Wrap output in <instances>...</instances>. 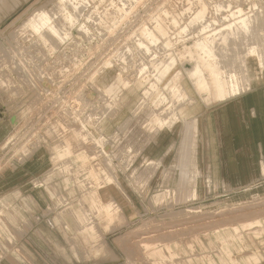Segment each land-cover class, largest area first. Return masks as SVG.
<instances>
[{
  "label": "rangeland",
  "instance_id": "374dc122",
  "mask_svg": "<svg viewBox=\"0 0 264 264\" xmlns=\"http://www.w3.org/2000/svg\"><path fill=\"white\" fill-rule=\"evenodd\" d=\"M65 1L72 22L64 19L58 0H0V264H264V181L249 188L238 179L235 184L243 166L237 175L231 171L228 189L220 165L213 164L209 182L195 115L211 105L193 95L183 106L189 110L194 102L197 114L185 117L180 107L177 120L180 102L165 88L171 77L158 86L154 72V64L183 46L238 29L230 35L232 47L217 43L215 50L245 93L251 89L249 50L258 46L264 62V0ZM42 5L58 31L44 30L43 39L27 23ZM203 6L204 18L189 26ZM173 18L179 27L188 26L184 42ZM243 20L254 33L239 30ZM143 29L159 38L158 46L150 45ZM139 40L150 45V53L144 54ZM187 49V61L178 67L191 94L186 72L194 66ZM144 65L147 71L140 73ZM113 66V84L101 90V77ZM157 88L164 96L159 106ZM160 118L169 124L160 127ZM64 147L70 153L59 157L55 148ZM34 152L45 155L41 166L48 164L49 171L31 184L7 186ZM38 180L43 183L36 185ZM109 200L110 220L98 210Z\"/></svg>",
  "mask_w": 264,
  "mask_h": 264
},
{
  "label": "bare ground",
  "instance_id": "6f19581e",
  "mask_svg": "<svg viewBox=\"0 0 264 264\" xmlns=\"http://www.w3.org/2000/svg\"><path fill=\"white\" fill-rule=\"evenodd\" d=\"M72 1H78V0H72ZM71 1V2H72ZM1 2H2V0H1ZM64 2L66 3V1L65 0H58V3H60L61 5H60V7H61V9H62V14H63V17H64V19H66V20H71V22H72V14L70 13V11H68V8H67V6H66V4H64ZM181 2V1H180ZM264 2V1H263ZM76 3V2H75ZM224 3H226V2H224ZM180 4V3H179ZM77 6H78V4H76ZM189 5V4H188ZM207 5V4H206ZM40 6V5H39ZM82 6V5H81ZM184 6V5H183ZM132 7V6H131ZM217 7V6H216ZM185 8V7H184ZM218 8V7H217ZM220 8V7H219ZM253 8V7H252ZM255 8V7H254ZM253 8V9H254ZM188 10V9H187ZM218 11V10H217ZM220 11V10H219ZM218 11V12H219ZM262 11H264V10H262ZM260 13H261V11H259ZM258 12V13H259ZM127 13V12H126ZM184 13V12H183ZM205 14H206V7L205 6H203L202 7V9L195 15V17L192 19V21L190 22V23H188L189 24V26L190 25H193L195 22L197 23V21H201V19L202 18H204V16H205ZM264 15V12L263 13H261L260 15ZM193 15V14H192ZM257 15V14H256ZM217 16V15H216ZM224 16V15H223ZM243 17H244V15H242ZM258 17H260L259 16V14L257 15ZM255 17V16H254ZM262 17V16H261ZM247 18V17H246ZM246 18H245V20H246ZM243 19V18H242ZM255 20L257 19V17L256 18H254ZM207 20V19H206ZM254 20V21H255ZM262 21H264V20H262ZM189 22V21H188ZM205 22V21H204ZM247 22H248V20H247ZM246 21H242V23H238V24H236V25H239L238 26V28H239V30H241L242 32H245L246 34H247V32L249 31V29L250 28H252L253 29V25H252V27H250L249 25H247V24H249V22L247 23ZM250 22H253L252 20H250ZM257 22H259L258 20H257ZM256 22V23H257ZM261 22V21H260ZM27 23H28V25L32 28V30L34 31V32H36L37 34H39V36L43 39L44 38V36H43V31L44 30H50V31H52V32H54L55 34H58V31L56 30V27L52 24V22L49 20V17H48V10L46 9V7L45 6H41V7H39L34 13H32V16L30 17V19L27 21ZM195 23V24H196ZM255 23V24H256ZM264 23V22H263ZM263 23H261V24H263ZM173 24H174V26L175 27H178L179 29H180V31H177L178 32V34L179 33H182V35H181V37H180V39H182L183 41H181V42H184V34H187V32L188 31H186L187 30V28H188V26H185V27H179V24H178V21L175 19V18H173ZM233 24H235V23H233ZM27 25V24H26ZM204 25V24H203ZM184 26V25H183ZM235 25H233V27H234ZM199 27V26H198ZM233 27H232V29H233ZM261 28H262V25L260 26ZM264 27V26H263ZM195 28V27H194ZM237 28V27H236ZM258 28V27H257ZM158 30H159V32H160V34L162 35V36H164V35H166L167 34V32L165 31V28L164 27H162L161 25H159L158 26V28H157ZM196 29V28H195ZM199 29V28H198ZM201 29H203L202 27H201ZM201 29H199V31H201ZM204 29H206V26H205V28ZM256 29V28H255ZM259 29V28H258ZM258 29H256V30H258ZM227 30V29H226ZM225 30V31H226ZM235 30V28L233 29V31ZM251 30V29H250ZM263 30V29H262ZM86 32L88 31V30H85ZM205 31V30H204ZM211 31V30H210ZM224 31V30H223ZM252 31V30H251ZM202 32H203V30H202ZM235 32H236V30H235ZM253 33H254V31H252ZM256 32V31H255ZM20 33V32H19ZM207 33V32H206ZM217 33V32H216ZM218 33H220V32H218ZM221 33H222V31H221ZM220 33V34H221ZM241 33V32H240ZM249 33H250V31H249ZM249 33H248V36L249 37H253V35H249ZM256 33H258V32H256ZM142 34L144 35V37H146V39H148L149 40V42H150V45H156L158 42H159V38L153 33V32H151V31H149V30H144L143 29V31H142ZM237 34H239L238 33V29H237V33L236 34H234V32H232V30H231V33H230V31L228 32H224V34H221L220 35V39L217 37V39H219V41L216 39V38H211V35H210V37H206V38H201L199 41H195L194 43H192V45L191 46H188L189 47V49H187V46H183V49H184V47H185V50L187 49V59L188 60H191L189 63H191L192 62V65L194 66V68L193 67H191L192 68V71L190 70V71H187L186 73H188V78H189V81H190V84L192 83V91L193 92H191V94H189V92H188V90H189V83H188V81L187 80H181L182 79V77H181V72H182V70H181V68H179L178 67V65H179V63L180 64H182V62L183 61H187L186 60V56H184V54H185V50L184 51H181V50H179V52L175 55V56H170L169 57V59L164 63L163 61L162 62H160L158 65H157V63L156 64H154L155 65V70H154V72H156L157 74H156V80L158 81V83H159V85L158 86H161L162 84H163V82H164V80L166 79V78H168V77H171V83H170V85H168L167 87H165L167 90H168V93L174 98V100L176 101V102H180V105H179V107L177 108V112H176V114H175V116H176V119L178 120V117L179 118H181L180 116H179V114H178V110H179V108L181 107V108H183V109H181L182 111H183V116H185V117H191V116H193L194 114H197V111H198V109H199V106H196V104L194 105L193 103L191 104L192 106L191 107H189L190 109L188 110V108L187 109H185L184 108V104H187V103H189L193 98L191 97V96H193V95H195L196 96V98H198L199 99V95H200V97L202 98V100L204 101V103L203 104H205L206 103V105H213V104H219V103H226L228 100H231L232 98H235V97H237V96H239V95H241L242 94V90H241V88H240V84H239V79L237 78V76L236 75H233V74H231L230 72H228V71H226V67L225 66H222V63L224 62V63H226L225 61H223L222 59H223V57H222V59H220V57H219V55L221 54H219V55H217L216 54V44L217 43H221V45H223V46H228L230 43H232V41H230V37H231V39L233 40V38H232V36L234 35V36H236ZM243 34V33H242ZM213 35V34H212ZM217 35H219V34H217ZM230 35H232V36H230ZM264 35V34H263ZM92 36V35H91ZM104 36V35H103ZM188 36V35H187ZM214 36V35H213ZM233 36V37H234ZM238 36H240V35H238ZM238 36L236 37V38H238ZM244 36V35H243ZM257 36V35H256ZM254 37V38H257V37ZM262 36V35H261ZM215 37V36H214ZM241 37V36H240ZM240 37H239V39H240ZM245 38H247L246 36H244ZM244 37H241V39L243 40V38ZM235 38V39H236ZM260 38H262V37H260ZM240 39V40H241ZM250 39H252V38H250ZM263 39V38H262ZM238 40V39H237ZM245 40V39H244ZM248 40V39H247ZM246 40V41H247ZM258 40V39H257ZM234 41V40H233ZM254 41V40H253ZM261 41V40H260ZM45 42V41H44ZM166 42V41H165ZM236 42V41H235ZM238 42V41H237ZM242 42V41H241ZM258 42V41H257ZM115 43V42H114ZM229 43V44H228ZM234 43V42H233ZM246 43V42H245ZM244 43V44H245ZM260 42H258V44H259ZM149 44V43H148ZM185 44V43H184ZM183 44V45H184ZM236 44V43H235ZM243 44V45H244ZM150 45H146L144 42H142V41H140L139 40V42H138V46L140 47V48H144L145 50V55H147L148 53H150L151 52V50H150ZM166 45H167V47L168 46H170L171 45V43L169 42V41H167L166 42ZM237 46H239V45H242L241 43H239V45L238 44H236ZM235 45V46H236ZM251 45V44H250ZM120 46H122V45H120ZM157 46H158V44H157ZM163 46H164V44H163ZM229 46H231V45H229ZM234 46V47H235ZM236 46V49L235 50H237V49H239V47H237ZM232 47V46H231ZM169 48V47H168ZM154 49H155V47H154ZM164 49H165V47H164ZM143 50V49H142ZM218 50H219V47H218ZM229 50V49H228ZM227 50V51H228ZM231 50V49H230ZM242 50V49H241ZM248 50V49H247ZM222 51V50H221ZM221 51H219V52H221ZM226 51V50H225ZM233 51V50H232ZM239 51V50H238ZM176 52V51H175ZM244 52H246L245 50H244ZM160 53V52H159ZM217 53H218V51H217ZM233 52H231V54H232ZM235 53H237V51L235 52ZM235 53L233 54V55H235ZM242 53V52H241ZM262 53H263V51H262ZM127 54V53H126ZM143 54V53H142ZM225 54V53H224ZM224 54H223V56H224ZM243 54V53H242ZM244 54H246V53H244ZM228 55V54H227ZM238 55V54H237ZM131 56V55H130ZM155 57H156V55H154ZM226 56V55H225ZM229 57H231V55L229 56ZM229 57H227L228 59H230ZM241 57V56H240ZM243 57V56H242ZM245 57V56H244ZM124 58H126V57H124L123 56V59ZM225 58V57H224ZM233 58H235V57H233ZM232 58V59H233ZM185 59V60H184ZM226 59V58H225ZM240 59V58H239ZM243 59V58H242ZM220 60H222V61H220ZM231 60V59H230ZM236 60V62H237V59H235ZM139 61V60H138ZM142 61V60H141ZM228 62H229V60H227ZM239 61H241V60H239ZM245 61V60H244ZM222 62V63H221ZM235 62V61H234ZM235 62V63H236ZM224 63H223V65H224ZM242 63V62H241ZM184 64V63H183ZM188 64V63H187ZM232 64V63H231ZM230 63H229V65H231ZM238 64V63H237ZM243 64V63H242ZM245 64V63H244ZM109 66H111V65H109ZM146 66L147 65H144V66H142L141 68H140V73H144V71L148 68H146ZM226 66H227V63H226ZM232 66V65H231ZM241 66V65H240ZM244 66V65H243ZM140 67V66H139ZM229 67V66H228ZM239 67V66H238ZM245 67V66H244ZM243 67V68H244ZM234 68V67H233ZM235 68H236V66H235ZM240 68V67H239ZM238 68V69H239ZM246 68H247V72H248V77H249V84H248V86L249 87H251V89L253 88V86L256 84V82L258 81V80H261V77H263L264 76V62H263V58H262V55L260 54V52H259V48H258V46L257 47H255V48H251L250 50H249V52H248V54H247V56H246ZM246 68H244V69H246ZM25 69V68H24ZM114 69V66L113 67H110L109 69H108V71H107V73H105L102 77H101V81H100V85H102V86H100L101 87V90H102V88H104L105 90L107 89L108 90V88L113 84V82H111V73H112V70ZM240 70V69H239ZM241 70H242V66H241ZM147 71V70H146ZM243 71V70H242ZM87 72V71H86ZM236 72V71H235ZM244 72V71H243ZM242 72V73H243ZM185 73V74H186ZM230 73V74H229ZM239 73V72H238ZM244 73H246V72H244ZM237 74V73H236ZM241 74V73H240ZM144 75V74H143ZM187 75V74H186ZM245 75V74H244ZM95 76V75H94ZM242 76V75H241ZM142 77H144V76H142ZM247 77V76H246ZM142 79H144V78H142ZM247 79V78H246ZM244 80V79H243ZM242 80V81H243ZM248 80V79H247ZM247 80H246V83H247ZM128 81V80H127ZM132 83V82H131ZM127 84V83H126ZM130 85H132V84H130ZM125 86V84L123 85V88H125L124 87ZM247 86V87H248ZM128 87V86H127ZM156 88V87H155ZM244 88V87H243ZM126 89V88H125ZM245 89V88H244ZM127 90V89H126ZM154 91H155V89H153ZM248 90H250V89H245L244 91L246 92V91H248ZM154 91H152V92H154ZM145 92V91H144ZM149 92L148 91H146L145 92V96L146 95H148V97H149V95H150V93L148 94ZM156 93H157V100H158V102H157V105L156 106H159V105H161L162 103H164V96L162 95V96H160V89L159 88H157V91H156ZM101 95H102V93H101ZM144 96V98H147V97H145ZM186 99H188L185 103H184V100H186ZM148 100V99H147ZM194 100V99H193ZM142 101H143V99H142ZM166 101H167V99H166ZM202 103V102H201ZM141 104V103H140ZM151 104V103H150ZM149 104V105H150ZM175 104H177V103H175ZM142 105V104H141ZM138 106V105H137ZM178 106V105H177ZM166 107V106H165ZM145 108V107H144ZM209 108V107H208ZM207 109V108H206ZM223 107L222 108H218V109H215V111H216V113H218V112H221V111H223ZM214 111V110H213ZM214 111V112H215ZM156 112V111H155ZM106 113V112H105ZM167 113V112H166ZM156 114H158V113H156ZM199 114V113H198ZM108 115V114H107ZM169 115V114H168ZM225 115V114H224ZM162 116V115H161ZM172 116V115H171ZM196 116V115H195ZM220 117H222V119H223V116H220ZM170 118V117H169ZM171 119V118H170ZM169 119H165V118H160L159 120H157L158 121V124H159V126L160 127H165V125H168L169 124V121H168ZM172 120V119H171ZM176 120V121H177ZM149 124V123H148ZM177 124V123H176ZM150 125V124H149ZM152 125V124H151ZM155 126V125H154ZM151 127V126H150ZM159 127V128H160ZM155 129V128H154ZM164 129V128H163ZM153 131V130H152ZM78 134V133H77ZM82 135H84V134H82ZM102 137V136H101ZM56 139V138H55ZM86 139V138H85ZM103 139V138H102ZM56 149V152H58L57 154H58V156L59 157H61V156H63V155H65V154H69L70 152H69V148L68 147H64V148H62V149H57V148H55ZM62 150H64L65 152L63 153V151ZM129 148H128V152H129ZM130 152H131V150H130ZM140 153V152H139ZM34 154H35V152L30 156V157H28L29 159H31V160H36V161H38V162H41V161H43L44 159H45V155L43 156L42 155V153L41 154H39V155H35L34 156ZM134 154V153H133ZM73 155V154H72ZM103 155V154H102ZM28 156V155H27ZM96 156V155H95ZM72 157V156H71ZM131 157V156H130ZM143 157V156H142ZM128 159V158H127ZM132 159V158H131ZM146 164V163H145ZM155 164V162H153V161H151L147 166H151L152 167V165H154ZM109 165V164H108ZM132 165V164H131ZM232 165V167H231V169L229 170V172H230V174H231V171H233V173H234V175H237V172H238V170L239 169H242L243 168V166L244 165H242V164H231ZM47 166H48V164L46 165L45 164V167L47 168ZM146 166V167H147ZM44 167V168H45ZM117 167V166H116ZM172 168V167H171ZM140 169V168H139ZM46 170H48L49 171V168H47ZM138 171V170H137ZM136 170H135V172H137ZM21 170H19L17 173H15L14 174V176H11L12 177V179H10V181L8 180L7 182H6V185L8 186V184L9 183H12L14 180H15V178L17 177V176H19V175H21ZM135 172H133L134 174H135ZM163 172H164V170H163ZM46 173V172H45ZM103 173V172H102ZM94 174H96V173H94ZM105 174H107V173H105ZM133 174V175H134ZM114 175V174H113ZM112 175V176H113ZM132 175V176H133ZM92 176V175H91ZM96 176H97V174H96ZM135 176V175H134ZM133 176V177H134ZM10 177V176H9ZM93 177V176H92ZM95 177V176H94ZM100 177V176H99ZM114 177V176H113ZM197 177H200V176H198L197 175ZM97 178H98V176H97ZM106 178H107V176H106ZM135 178V177H134ZM98 180L99 179H97V182H98ZM108 180H110L109 178H108ZM113 180V179H112ZM111 180V181H112ZM208 180H209V182H212V180L210 179V178H208ZM244 180L246 181L247 179L246 178H244ZM111 181H109V182H111ZM234 181H235V184H236V182H237V177L235 176L234 177ZM108 182V183H109ZM116 182H117V180H116ZM204 182H206V180L204 181ZM209 182H208V184H209ZM227 182H229V181H227ZM43 183V181L42 180H38L35 184L36 185H41ZM224 183V182H223ZM203 184V183H202ZM225 184H226V182L223 184L224 185V187H226L225 186ZM229 184L230 185H232V182H229ZM4 186V188H6L7 186ZM35 185V186H36ZM216 185V188H218V184L216 183L215 184ZM222 185V184H221ZM230 185L227 187L228 189H229V187H230ZM141 186H142V184H141ZM3 187V186H2ZM145 187V186H144ZM160 191V190H159ZM175 192V191H174ZM97 193V192H96ZM95 193V194H96ZM95 194H93V196H92V198H94L96 195ZM97 197H98V194H97ZM96 197V198H97ZM100 198V197H99ZM196 199V198H195ZM97 206V205H96ZM98 207V206H97ZM116 207V206H115ZM99 209V211L101 210V211H103L105 214H106V219H109L110 220V214H112L113 212H114V210H113V208H114V204L111 202V200H109V201H105V202H101V204H100V206L98 207ZM247 208V207H246ZM115 209H119L118 207H116ZM249 210V209H248ZM117 211V210H116ZM119 211V210H118ZM102 212V213H103ZM99 213V212H98ZM104 214V215H105ZM100 215V214H99ZM211 215V214H210ZM252 216V215H251ZM87 226V225H86ZM89 226V225H88ZM197 228V227H196ZM193 230V229H192ZM98 251V250H97Z\"/></svg>",
  "mask_w": 264,
  "mask_h": 264
},
{
  "label": "crops",
  "instance_id": "0c3cea01",
  "mask_svg": "<svg viewBox=\"0 0 264 264\" xmlns=\"http://www.w3.org/2000/svg\"><path fill=\"white\" fill-rule=\"evenodd\" d=\"M220 107L224 108L223 111H213ZM212 111L213 119L212 123H209L207 118ZM196 116L197 142L200 152L203 153L202 162L209 165L210 179H213L212 165L218 164L221 179L228 187L230 184L227 181L232 178L229 169L224 165L242 164L244 171L238 172L237 175L240 187L249 188L264 181V76L252 89L226 103L213 104ZM220 116L224 117L225 122H220ZM166 157L167 155L164 156ZM162 161L163 159L160 160ZM25 164L19 168L22 174L14 180L23 182V186L31 184L34 178L42 177L46 170L41 166V162L35 159ZM243 178H246L247 182H242Z\"/></svg>",
  "mask_w": 264,
  "mask_h": 264
}]
</instances>
